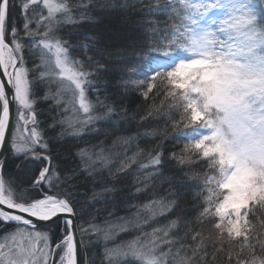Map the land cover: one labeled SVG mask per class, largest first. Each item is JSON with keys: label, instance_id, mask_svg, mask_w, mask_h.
Instances as JSON below:
<instances>
[{"label": "snow or ice", "instance_id": "snow-or-ice-1", "mask_svg": "<svg viewBox=\"0 0 264 264\" xmlns=\"http://www.w3.org/2000/svg\"><path fill=\"white\" fill-rule=\"evenodd\" d=\"M0 149V264H264V0H0Z\"/></svg>", "mask_w": 264, "mask_h": 264}, {"label": "trees", "instance_id": "trees-1", "mask_svg": "<svg viewBox=\"0 0 264 264\" xmlns=\"http://www.w3.org/2000/svg\"><path fill=\"white\" fill-rule=\"evenodd\" d=\"M105 2L106 0H95V3L97 5L104 4ZM107 2L123 3V0H107ZM89 15L92 17V21L85 23L82 26L81 34L85 32L97 33L101 37L102 46H107L109 51L113 53L119 51V49L123 47L126 41L132 36L137 27V21L139 19L135 14H131V20L129 21V23L124 24L118 20V17L121 15V13L113 11L111 9H109L108 11H101L99 6L94 7ZM69 30H71V26L69 27ZM105 58L107 63L113 69V74L109 77V79L111 80L112 86L114 87L116 80L119 79L118 68L120 67V65L119 62L115 59V56H113L111 59H108L107 56ZM139 102L140 101L138 96H136L135 99L133 97H129L127 100H125V103L129 104L130 110H135L137 103ZM144 130V128L139 129L140 132H143ZM126 131L135 133L137 129L133 127L131 129H126ZM117 134L119 135L120 133ZM84 139L90 140L91 142L95 143L97 137L95 135H89ZM65 147H68V145H66ZM170 147L172 146L170 145ZM175 147L176 150L179 151L183 147V144L181 143L179 145H176ZM134 179L135 178L133 176H127L119 182L118 186L123 187L124 192H127L132 188ZM86 187H88V185H82V188ZM116 195L119 199L122 194L118 192ZM188 200L189 202H191L192 197L188 196ZM103 214L106 215L107 213L105 212ZM121 214L123 213L121 212Z\"/></svg>", "mask_w": 264, "mask_h": 264}, {"label": "water", "instance_id": "water-1", "mask_svg": "<svg viewBox=\"0 0 264 264\" xmlns=\"http://www.w3.org/2000/svg\"><path fill=\"white\" fill-rule=\"evenodd\" d=\"M0 151H3L2 149H0Z\"/></svg>", "mask_w": 264, "mask_h": 264}, {"label": "rangeland", "instance_id": "rangeland-1", "mask_svg": "<svg viewBox=\"0 0 264 264\" xmlns=\"http://www.w3.org/2000/svg\"><path fill=\"white\" fill-rule=\"evenodd\" d=\"M85 2H87V0H85Z\"/></svg>", "mask_w": 264, "mask_h": 264}]
</instances>
